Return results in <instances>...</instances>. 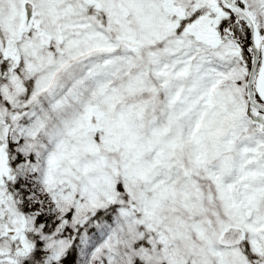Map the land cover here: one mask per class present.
I'll list each match as a JSON object with an SVG mask.
<instances>
[{"label":"snow or ice","instance_id":"6c2138e0","mask_svg":"<svg viewBox=\"0 0 264 264\" xmlns=\"http://www.w3.org/2000/svg\"><path fill=\"white\" fill-rule=\"evenodd\" d=\"M0 264H264V0H0Z\"/></svg>","mask_w":264,"mask_h":264}]
</instances>
